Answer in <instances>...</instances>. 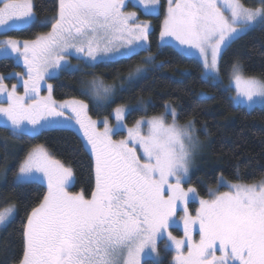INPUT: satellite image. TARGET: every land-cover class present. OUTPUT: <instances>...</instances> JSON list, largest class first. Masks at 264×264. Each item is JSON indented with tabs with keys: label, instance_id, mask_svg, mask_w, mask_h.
<instances>
[{
	"label": "snow or ice",
	"instance_id": "obj_1",
	"mask_svg": "<svg viewBox=\"0 0 264 264\" xmlns=\"http://www.w3.org/2000/svg\"><path fill=\"white\" fill-rule=\"evenodd\" d=\"M157 2L137 0V5L153 14ZM124 5L125 0H59L57 15L39 21L51 23L47 34L32 41L0 40V58L19 62L23 57L28 77L23 82L24 94L18 95L17 86L9 91L5 77L0 76V93L5 94L0 100L7 102V106L0 103V127L18 139L79 125L94 160L95 187L90 197L83 191H69L74 182L72 168L54 159L43 146L33 148L18 162L14 183L46 182L47 191L27 214L23 255L16 264H141L142 256H151L152 264H162L157 251L160 240L166 251L174 248V264H264V180L228 183L221 175L217 183L230 190L217 194L209 189L212 198L199 200L196 216L187 213L188 200L198 195L194 187H183L200 147L194 120L180 126L176 108L165 102L162 115L137 120L127 129V137L114 140L130 107L114 109L116 126L110 127L104 120L100 131L84 101L57 105L50 84L48 96H40L39 82L60 71H82L120 57L149 53L143 57V66L125 77L131 87L153 68L163 66L150 53L151 26L130 23L135 13L125 14ZM34 9V0H0V34L37 23ZM257 28L264 29V0H253L251 5L242 0H168L160 42L171 44L166 38H174L177 47L187 46L181 51L199 57L201 79L216 83L224 53ZM68 56L80 63L72 65ZM229 75L228 91L233 85L235 89L230 97L234 106L253 109L264 105V78L246 75L238 58L231 63ZM123 83L121 91L126 90ZM115 90V85L94 77L81 92L103 107ZM201 98L212 97L201 93ZM140 107L144 108L143 102ZM63 109H71L74 115L66 116ZM168 116L171 123H166ZM142 126H147V134L142 133ZM138 149L142 150L139 155ZM3 170L8 171L7 155ZM178 202L185 205L183 239L167 232L176 223ZM15 213L16 205L6 202L0 209V227L10 223ZM197 224L199 241H194Z\"/></svg>",
	"mask_w": 264,
	"mask_h": 264
},
{
	"label": "trees",
	"instance_id": "obj_2",
	"mask_svg": "<svg viewBox=\"0 0 264 264\" xmlns=\"http://www.w3.org/2000/svg\"><path fill=\"white\" fill-rule=\"evenodd\" d=\"M242 2L251 5L253 0ZM34 4L37 23L0 36L29 40L49 31L51 23L41 24L39 21L57 15L59 0H34ZM149 17L153 20L149 35L150 53L156 55L157 63L163 62L162 67L153 68L131 87H128L125 77L137 66H143V57L149 53L120 57L109 63L84 67L82 71H60L50 78L53 97L57 100H85L89 114L94 118H110L114 108L121 104H146L143 109L133 107L127 112L125 121L128 125L134 124L140 117L163 113L165 102L171 103L177 110V121L186 123L194 120L198 136L206 141L200 164L186 183L193 186L199 196L207 197L209 189L217 185L221 175L231 182L264 180V106L253 109L234 106L227 87L201 79L202 65L196 58L179 52L170 44L161 45L162 14L158 12ZM237 58L243 63L246 75L264 78V29L248 32L227 49L220 63V75L224 81L228 80L230 65ZM19 72H22V67L15 60L0 58V76ZM94 77L116 86L115 95L109 102H104L103 107H97L90 96L81 92L85 82ZM15 79L12 76L4 80L11 84ZM122 81L126 88L124 91H121ZM201 93H207L212 98L202 99ZM37 146H43L55 159L72 168V192L83 191L90 197L95 187L93 157L89 146L75 130L56 127L16 139L0 127V209L6 206V202L16 205L14 219L0 229V264H16L22 257L27 214L39 204L47 191L42 183L20 186L14 183L13 173L18 162ZM5 155L8 157L6 174L3 170ZM189 206L193 209L195 204ZM161 245L162 242V264H171V251H166ZM143 264H152V260L146 259Z\"/></svg>",
	"mask_w": 264,
	"mask_h": 264
},
{
	"label": "rangeland",
	"instance_id": "obj_3",
	"mask_svg": "<svg viewBox=\"0 0 264 264\" xmlns=\"http://www.w3.org/2000/svg\"><path fill=\"white\" fill-rule=\"evenodd\" d=\"M155 7L157 9V11L155 13H153V14H146L145 11H144V6L143 5H139V6L137 5V0H125V5H124V7H123L122 10H123V12L125 14H127V13H135V17H134L133 21H130V23H148L151 26V29H152V26H153V20L149 16H154L158 12H160L162 14V23H161V30H162V28H163V22L165 20L166 14H167L168 0H158V2L155 5ZM49 31H51V29ZM49 31L44 32V33H42L40 35L47 34ZM3 39H8V38H6L5 36H0V40H3ZM35 39H36V37L33 38V39H29L28 41H32V40H35ZM166 39H171L172 40V43L170 45L173 46L176 50H178L181 53H182L181 48L187 47V46L177 47L176 45H178V41H175L174 38H166ZM20 41H24V40H20ZM120 50L123 51L122 48ZM188 56H191V57L196 58L201 63L199 57L195 54V52L192 55H188ZM66 58L70 61V63L72 65H77V64L80 63V61H78L74 56H68ZM16 63L19 64V65H21L22 72L4 76L5 78H9V77L14 76L16 79H15V81L13 83H11V84L10 83H7L5 80L3 82L7 86V88H8L9 91L11 90L12 85L15 84L17 86V88H16L17 94L18 95H23L24 94L23 82H24V80H27L28 79V77H27V67L23 63V57L20 58L19 62L16 61ZM201 65H202V63H201ZM97 78H99V77H97ZM91 79H93V78H91ZM90 80H88V81H90ZM218 82L221 83L222 85H224L225 87L229 88L230 75H229V78H228L227 81H224L223 78L221 77V75H219V81ZM39 83H40V93H39L40 96H42V97L48 96L49 92H48V87L47 86L49 84L52 85V83L50 81V78L45 77V79L44 80H41ZM234 94H235V89H234V85H233L232 86L231 95H234ZM4 95H5L4 93H0V97H3ZM51 96H52V99L56 102L57 105L63 104L66 101L82 100V99H77V98H69V99H64V100H57V99H55L53 97L52 92H51ZM91 99L93 100V102H95L97 104V101L96 100H94L92 97H91ZM82 101H84L85 103H87L85 100H82ZM0 103H2L4 106H7L6 100H0ZM140 105H141L140 102H137L134 105H132V104H121V105L116 106L114 109H116L117 107H130V108L137 107V108H141ZM241 106H243V105H241ZM257 106L261 107V106H264V105H257ZM145 107H146V104H144V108ZM243 107H245V106H243ZM245 108H247V107H245ZM63 111L65 112V115L66 116L74 115V114L71 113V109H63ZM127 112L128 111H126L123 114V119H122L123 128H122V130L118 134H116V135L113 136V139L114 140H119V139H123V138L127 137V129L133 127V125L135 124V122L137 120H141V119L148 120V119H151V118H153L155 116H160V115H162L164 113L163 112V113H160L158 115H154V116H150V117H140L139 119H137L134 122V124L128 125L126 123V121H125ZM87 114H88V116L92 120L97 121V125L96 126H97V129L100 130V131H103V129H104V124L102 123V121H104V120H107L108 121V124H109L110 127H114L117 124V119H116V115H115L114 110H113L110 118L109 117H100V118L91 117L90 114H89V110H88V113ZM169 117H170L169 119L166 117V123H171L172 122L171 116H169ZM177 123L180 126H183L187 122L186 123H179L177 121ZM73 124L75 125V120H73ZM73 130H75L81 136V138L84 140V142L86 143V141H85V139L83 137L82 131L79 130V125H75V127L73 128ZM142 133L143 134H147V126H142ZM196 135H197V137L199 139L200 147L198 148V150H197V152L195 154V157H194V160H193V164H192L191 169H190V174H189L190 176H191L193 170L195 168H197V166H199L201 157H202V155H203V153L205 151V147H206V143H205L206 141H205V139L204 138H201L200 136H198L197 132H196ZM88 149L90 151V146L88 147ZM141 151L142 150L138 149V155L141 153ZM224 180L227 181L228 183H243V182H231V181L226 180L225 178H224ZM172 182H174V181H172ZM258 182L259 181L252 182V183H258ZM40 183H42L46 187V189H47L46 182H40ZM186 183L183 184V187L185 189H187L188 187H193L191 185H186ZM252 183H244V184H252ZM221 188H224V189L221 190ZM210 189H212L213 191H215L217 194L222 193V192H226V191H229L230 190L226 185H222V184H218V183H217L216 186L211 187ZM69 191L72 192L70 190V188H69ZM211 198L212 197L209 194L207 197H202V196L197 195L196 199H189L188 202H187V213H188V215H191V216L195 217L196 216V213H197V210L200 208L199 200L200 199H211ZM191 203H194L195 204V207L193 209H191L190 206H189ZM184 207H185V205L182 202H178V207H177V210H176V213H175V216H174V220L176 221V223L170 225V227L167 229V232H170L171 235L174 236V237H176L177 239H183L184 238V222H183V217L185 215V213L183 211ZM2 227H4V226H2ZM2 227H0V229ZM192 237H193V240L194 241H199L198 224L196 226H194V230L192 232ZM160 242H162V245L161 246L164 248V240H160V241L157 242V251L160 253V257H161V260H162V259H164V257H163V254H162L161 250H160ZM169 251H171V254H172V256H171V264H174V257L176 255V252H175L174 248L172 250H169ZM183 251H184L185 254L187 253V246L184 247ZM220 254L221 253L219 251L216 252V255L217 256H219ZM146 259L152 260V257L151 256H142V258H141V264H143V262Z\"/></svg>",
	"mask_w": 264,
	"mask_h": 264
}]
</instances>
